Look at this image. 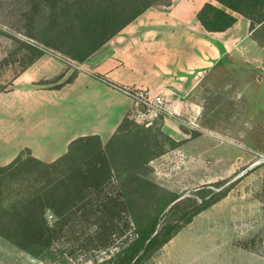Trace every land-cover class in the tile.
I'll list each match as a JSON object with an SVG mask.
<instances>
[{"label": "rangeland", "instance_id": "374dc122", "mask_svg": "<svg viewBox=\"0 0 264 264\" xmlns=\"http://www.w3.org/2000/svg\"><path fill=\"white\" fill-rule=\"evenodd\" d=\"M152 1L167 11L178 0ZM103 6L119 13L108 32L134 10L132 0H0V91L45 53L78 72L69 61L100 47L82 61L66 51L81 53L71 44L89 39L85 23ZM205 93L201 109L181 114L187 123L129 119L106 144L78 141L51 163L24 152L0 166V264H107L135 226L182 220L196 190L217 181L235 183L145 264H264V70L229 59ZM173 196L184 202L165 208Z\"/></svg>", "mask_w": 264, "mask_h": 264}, {"label": "crops", "instance_id": "0c3cea01", "mask_svg": "<svg viewBox=\"0 0 264 264\" xmlns=\"http://www.w3.org/2000/svg\"><path fill=\"white\" fill-rule=\"evenodd\" d=\"M208 1L222 6L217 0H178L167 11L147 9L75 74L59 56H39L17 75L11 89L0 91V166L24 152L51 163L78 141H111L131 119L133 106L117 85L161 91L184 114L201 109L195 97L205 96L216 66L234 59L259 69L264 62V18L254 20L227 9L236 23L225 31H209L197 18Z\"/></svg>", "mask_w": 264, "mask_h": 264}, {"label": "trees", "instance_id": "16d2710c", "mask_svg": "<svg viewBox=\"0 0 264 264\" xmlns=\"http://www.w3.org/2000/svg\"><path fill=\"white\" fill-rule=\"evenodd\" d=\"M222 6L215 5L212 2H205L197 13V18L203 26L209 31H225L233 26L237 17L227 9L237 11L243 15L255 20V14L261 13V19L264 18V0H217ZM154 5L152 0H132L134 10L127 18L113 31L108 32V29L118 18L119 13L111 11L103 6L94 11L89 20L85 23V30L88 34V40L83 42H73L71 47L81 51L78 55L73 51H66V54L78 60H85L90 54L104 45L109 39L121 31L126 25L134 21L144 11ZM259 19V18H258ZM94 38H100V43L94 49L84 52L89 46L90 41ZM72 79L70 76L66 81ZM129 119H126L119 127L120 130H126L130 126ZM32 157V156H31ZM37 162L44 163L34 157ZM236 181V180H235ZM232 182L227 186H221L222 181L213 182L200 187L196 194H193V204L189 207L183 216L182 220L169 221L161 224L159 215L151 218L146 225H137L134 227L133 235L122 244L119 249L114 252L106 261L107 264H145V259L150 257L156 250L163 247L171 239H173L180 230L187 224L191 223L193 218L203 212L211 205L225 198L232 189ZM184 198L173 196L164 206L167 208L172 204L175 208L181 204ZM164 208V209H165ZM45 210L40 211L41 225L46 226L44 217ZM42 234L41 232L37 235Z\"/></svg>", "mask_w": 264, "mask_h": 264}, {"label": "built area", "instance_id": "2783aa9c", "mask_svg": "<svg viewBox=\"0 0 264 264\" xmlns=\"http://www.w3.org/2000/svg\"><path fill=\"white\" fill-rule=\"evenodd\" d=\"M69 63L79 70H84V64ZM264 70V63L261 65ZM117 87L126 95L132 98L133 106L130 112V118L139 123L151 124L155 119L162 116L174 117L182 123H187L186 118L173 109L166 95L161 91H155L150 87L144 86H120ZM48 213H51L50 210ZM53 215L50 214L49 217Z\"/></svg>", "mask_w": 264, "mask_h": 264}]
</instances>
